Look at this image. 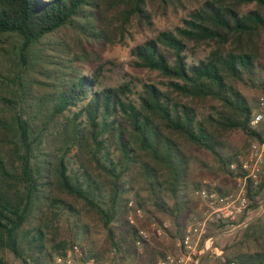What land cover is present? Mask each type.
I'll use <instances>...</instances> for the list:
<instances>
[{
  "label": "trees",
  "instance_id": "1",
  "mask_svg": "<svg viewBox=\"0 0 264 264\" xmlns=\"http://www.w3.org/2000/svg\"><path fill=\"white\" fill-rule=\"evenodd\" d=\"M181 9L180 25L132 49L135 64L160 81L107 85L83 69L93 46L122 42L134 25L152 29L156 14ZM263 47L264 0H0V263L12 253L20 264H54L92 212L113 260L129 261L140 239L124 197L133 172L182 238L197 210L191 191L204 185L191 178L194 150H208L235 175L230 164L240 153L227 152L230 134L244 131L247 145L263 139L250 126L259 98L240 87L264 89ZM263 190L264 178L250 187V207ZM64 218L76 228L69 239L57 233ZM141 245L156 261L149 240ZM227 256L264 264V224H250Z\"/></svg>",
  "mask_w": 264,
  "mask_h": 264
},
{
  "label": "rangeland",
  "instance_id": "2",
  "mask_svg": "<svg viewBox=\"0 0 264 264\" xmlns=\"http://www.w3.org/2000/svg\"><path fill=\"white\" fill-rule=\"evenodd\" d=\"M187 12L188 10L181 9L176 13L169 11L166 15L156 14L153 17L152 29L134 25L130 29L131 34L127 35L124 41L115 43L106 42L103 45L93 46V50H91L88 58L89 61L81 64L83 69L86 73L100 72L101 81L107 85H117L129 78H139L145 82L160 81L162 78L156 71H151L135 64L132 49L137 44H141L146 39L153 37L155 32L180 25L182 23V17ZM206 53L207 50L199 48L196 56L199 58L204 57ZM260 60L264 65V47ZM240 87L246 95L252 98H259L264 94V89L260 87H248L244 85H240ZM254 140L256 139L251 140L247 145L246 143L249 140L244 131L240 129L235 130L227 140V152L241 154ZM194 154L195 159L191 164V178L194 182L202 183L204 184L202 185L203 187H208L213 190H216L215 187H219L223 192L234 190L236 184L235 175L221 170L217 160L208 150L197 148L194 150ZM128 178L131 179V182L129 181L126 184L127 190L124 193V197H127L129 200H135L138 196L144 202L145 208H143V214L138 216L133 211V216L135 217L134 223L140 229H144L149 233V248L153 247L152 249L156 252L157 258L168 253L178 254L180 252L178 245L180 238L175 235L173 218L164 212L158 211L154 207V196L140 173L133 172ZM193 191L194 188L191 192L197 205V210L189 218V223L196 216L200 218L204 217L203 212L205 211V205L201 207V202L194 195ZM164 198L168 203H173V198L170 194L165 193ZM260 198L264 199V190ZM256 213L257 208L250 207L249 213H245L234 224L230 223L222 230L220 229L221 225H217L216 221L211 222L209 233L215 234L217 237L214 240L213 249L205 255L202 264H225L220 259L221 254L219 253L228 257L227 255H230L231 251L239 246L250 224H264V215L257 216ZM72 221L64 218L61 222L60 229L57 231L61 238L69 239L72 232H75L76 228H74ZM154 224L157 227H161L160 233L156 230ZM80 225L85 232L82 236L81 234L78 235L76 244L80 245L82 249L83 247L91 249L101 259H116V255L112 251L111 244L107 238V230L100 215L93 212L86 214L80 220ZM4 256L5 263L3 264H20L19 260L12 253H6ZM127 262L134 264H155L156 261L152 260L147 248L140 244L137 245L134 255Z\"/></svg>",
  "mask_w": 264,
  "mask_h": 264
},
{
  "label": "built area",
  "instance_id": "3",
  "mask_svg": "<svg viewBox=\"0 0 264 264\" xmlns=\"http://www.w3.org/2000/svg\"><path fill=\"white\" fill-rule=\"evenodd\" d=\"M250 126L262 133L263 139H256L239 154L238 159L230 164V169L235 173L236 184L233 191L219 192L208 187L195 189L194 195L205 205L204 217H195L187 226L186 232L178 243V254L168 253L159 256L155 264H202L203 257L213 249L215 234L209 233L211 222H229L234 224L245 213L250 212L252 200L249 196L251 186H258L264 177V94L258 99V106L250 118ZM251 181V183H250ZM253 182V183H252ZM131 213L128 216L132 223L135 222L133 211L136 215L143 214V208L134 200L129 201ZM257 216L264 215V200L257 208ZM160 233L161 227L154 224ZM142 239H148L149 233L139 230ZM220 259L225 264H236L228 261L227 257L219 253ZM54 264H134L132 262H117L114 260L89 257L78 244L69 247L63 255L55 258Z\"/></svg>",
  "mask_w": 264,
  "mask_h": 264
},
{
  "label": "crops",
  "instance_id": "4",
  "mask_svg": "<svg viewBox=\"0 0 264 264\" xmlns=\"http://www.w3.org/2000/svg\"><path fill=\"white\" fill-rule=\"evenodd\" d=\"M204 257H205V256H204ZM204 257H203V258H204Z\"/></svg>",
  "mask_w": 264,
  "mask_h": 264
}]
</instances>
